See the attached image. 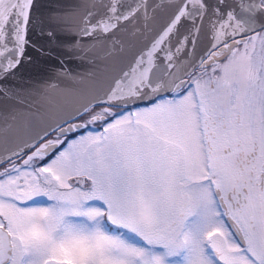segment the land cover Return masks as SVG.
Listing matches in <instances>:
<instances>
[{
	"label": "snow or ice",
	"instance_id": "snow-or-ice-1",
	"mask_svg": "<svg viewBox=\"0 0 264 264\" xmlns=\"http://www.w3.org/2000/svg\"><path fill=\"white\" fill-rule=\"evenodd\" d=\"M0 264H264V0H0Z\"/></svg>",
	"mask_w": 264,
	"mask_h": 264
},
{
	"label": "water",
	"instance_id": "water-1",
	"mask_svg": "<svg viewBox=\"0 0 264 264\" xmlns=\"http://www.w3.org/2000/svg\"><path fill=\"white\" fill-rule=\"evenodd\" d=\"M67 3H72L74 0H66ZM68 67L73 73H85L89 71L92 68V65L87 63L86 61H81L78 59H73L67 62ZM39 67H48L51 66H45L43 64H40ZM46 78L45 73H41L38 71V65L36 63L33 64H26L25 67H23L20 72L17 74V78L14 81L15 83H28L33 82L38 79Z\"/></svg>",
	"mask_w": 264,
	"mask_h": 264
}]
</instances>
